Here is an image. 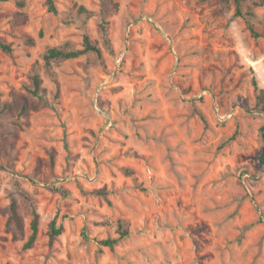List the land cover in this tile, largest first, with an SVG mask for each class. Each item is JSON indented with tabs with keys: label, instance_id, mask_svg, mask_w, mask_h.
Listing matches in <instances>:
<instances>
[{
	"label": "rangeland",
	"instance_id": "374dc122",
	"mask_svg": "<svg viewBox=\"0 0 264 264\" xmlns=\"http://www.w3.org/2000/svg\"><path fill=\"white\" fill-rule=\"evenodd\" d=\"M113 1L0 2V264H264V4Z\"/></svg>",
	"mask_w": 264,
	"mask_h": 264
},
{
	"label": "trees",
	"instance_id": "16d2710c",
	"mask_svg": "<svg viewBox=\"0 0 264 264\" xmlns=\"http://www.w3.org/2000/svg\"><path fill=\"white\" fill-rule=\"evenodd\" d=\"M7 0H0V2H5ZM113 8L117 7V4L114 3L113 0H107ZM246 0H233L234 6H235V11L233 14V18H244V14L242 13V2ZM250 1V3L253 6H262L264 4V0H247ZM21 6H23V2H19ZM46 6H47V11L48 13L51 14H56V8L54 5V0H46ZM248 16H251V12H246ZM246 26L248 31L250 32L251 36L253 38H258V34L256 33L255 29L253 26L250 24L248 19H245ZM106 25L107 23H103L100 25L102 35L106 37ZM0 50L5 52V53H11L12 49L9 44H6L5 42L0 41ZM94 54L98 60L102 59V54L100 48L93 43L87 35L83 36L82 39V48L81 49H67V47H53L49 48L46 50V52L43 55V61L45 66H50L52 62L55 61H60V60H69V59H75L78 58L84 54ZM31 87H27L26 91L32 95L35 98H42V93L44 90L41 89V81L40 78L37 74H35L32 79H31ZM257 100L264 104V91L260 90L257 95ZM260 138H261V146L259 149V155H258V162L261 166L264 167V126L260 127ZM30 202L31 206V222H30V235L24 244L25 249H29L33 246L37 232H38V214L36 212V208L34 203L32 201L28 200ZM13 224L15 227L16 232H19L21 230L22 224H21V219L18 214V209H17V201L12 198L10 200L9 204V217L7 220V225ZM121 227V225H119ZM62 232L61 226H56L55 221H51L49 224V238L50 240L54 239L55 237L59 236ZM121 237H126L128 236L127 231H119ZM117 243V239H110L107 238L105 240L99 241L98 245L106 248H112L115 244Z\"/></svg>",
	"mask_w": 264,
	"mask_h": 264
}]
</instances>
